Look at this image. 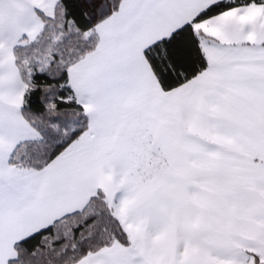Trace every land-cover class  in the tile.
<instances>
[{
    "label": "snow or ice",
    "instance_id": "obj_1",
    "mask_svg": "<svg viewBox=\"0 0 264 264\" xmlns=\"http://www.w3.org/2000/svg\"><path fill=\"white\" fill-rule=\"evenodd\" d=\"M0 264H264V0H0Z\"/></svg>",
    "mask_w": 264,
    "mask_h": 264
}]
</instances>
